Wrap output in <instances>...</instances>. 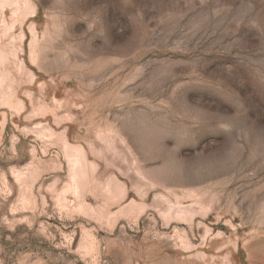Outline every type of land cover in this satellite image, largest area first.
<instances>
[{
	"label": "rangeland",
	"instance_id": "374dc122",
	"mask_svg": "<svg viewBox=\"0 0 264 264\" xmlns=\"http://www.w3.org/2000/svg\"><path fill=\"white\" fill-rule=\"evenodd\" d=\"M0 264H264V0H0Z\"/></svg>",
	"mask_w": 264,
	"mask_h": 264
}]
</instances>
